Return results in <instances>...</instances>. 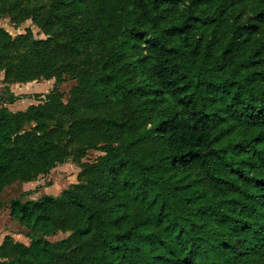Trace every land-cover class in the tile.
<instances>
[{"label": "trees", "instance_id": "trees-1", "mask_svg": "<svg viewBox=\"0 0 264 264\" xmlns=\"http://www.w3.org/2000/svg\"><path fill=\"white\" fill-rule=\"evenodd\" d=\"M46 9L33 16L58 26L62 43L54 59L38 57L64 58L78 82L66 114L89 115H74L70 136L101 154L84 165L83 186L12 202L31 242L7 237L0 264H49L73 240L88 244L85 264H264V0H48ZM19 44L0 26V68L33 79L37 55L2 59ZM49 98L26 111L0 104V193L66 161L46 123ZM61 210L73 235L53 242Z\"/></svg>", "mask_w": 264, "mask_h": 264}, {"label": "rangeland", "instance_id": "rangeland-1", "mask_svg": "<svg viewBox=\"0 0 264 264\" xmlns=\"http://www.w3.org/2000/svg\"><path fill=\"white\" fill-rule=\"evenodd\" d=\"M48 0H31L28 6L20 4L19 0H0V26L17 39L22 36L24 45L19 44L9 56L2 59H18L22 54L37 55L36 67L29 69L25 75L34 76L29 80H20V72L16 66L8 68L2 62L0 68V104L7 106L11 111H26L31 105H36L51 97V113L53 116L47 120V126L53 129V136L56 141L66 147L68 157L66 161L58 163L47 173L31 171L25 176L6 185L0 193V201L3 204L0 210V245L7 237L13 242L29 245L31 236L29 230L22 226L19 221L12 217V202L16 199L22 201L39 200L46 195L59 197L65 195L67 190L79 188L85 184V180L80 178L84 165L95 161L101 154L99 150H88L85 154V147L90 139H77L70 136V122L74 114H66L64 106L69 103V93L77 85V79L72 72H66L65 66L58 61L40 59V51H48L47 54L54 59V44L62 43L54 40L62 36L63 32L58 26L45 25L33 15L36 13L45 14ZM24 5V6H23ZM51 40L47 43H39ZM45 44L49 49H45ZM22 50L24 52H22ZM6 62V61H5ZM1 65V64H0ZM8 65V64H7ZM7 69V70H6ZM38 73L39 75H37ZM50 74H53L50 76ZM62 93L61 98L57 97ZM62 102L63 105L57 101ZM89 116L84 110L76 114L77 119ZM35 122L30 121L25 124L26 131L32 129ZM85 155V156H84ZM84 188V187H83ZM92 199V198H91ZM93 200V199H92ZM59 230L49 239L58 242L70 238L73 235L71 218L66 211L59 213ZM11 241V242H12ZM88 244L81 240H73L70 246H66L57 251L56 258L49 264H85L83 258L87 255ZM5 260L4 257L1 258Z\"/></svg>", "mask_w": 264, "mask_h": 264}]
</instances>
